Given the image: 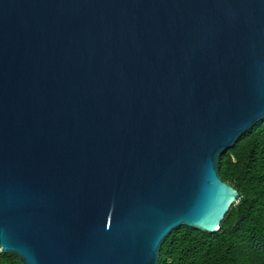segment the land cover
<instances>
[{"label": "water", "instance_id": "water-1", "mask_svg": "<svg viewBox=\"0 0 264 264\" xmlns=\"http://www.w3.org/2000/svg\"><path fill=\"white\" fill-rule=\"evenodd\" d=\"M263 118L264 0H0V252L158 264Z\"/></svg>", "mask_w": 264, "mask_h": 264}, {"label": "trees", "instance_id": "trees-1", "mask_svg": "<svg viewBox=\"0 0 264 264\" xmlns=\"http://www.w3.org/2000/svg\"><path fill=\"white\" fill-rule=\"evenodd\" d=\"M219 174L244 201L230 208L217 232L183 225L172 230L158 264H264V118L220 155ZM0 264L23 262L0 252Z\"/></svg>", "mask_w": 264, "mask_h": 264}]
</instances>
